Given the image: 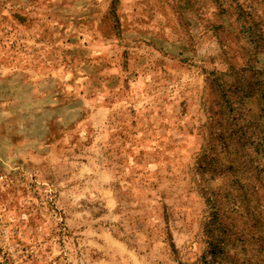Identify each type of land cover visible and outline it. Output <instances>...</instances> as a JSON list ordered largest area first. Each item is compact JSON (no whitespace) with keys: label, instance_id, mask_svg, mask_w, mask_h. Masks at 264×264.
Returning <instances> with one entry per match:
<instances>
[{"label":"rangeland","instance_id":"obj_1","mask_svg":"<svg viewBox=\"0 0 264 264\" xmlns=\"http://www.w3.org/2000/svg\"><path fill=\"white\" fill-rule=\"evenodd\" d=\"M0 264H264V0H0Z\"/></svg>","mask_w":264,"mask_h":264},{"label":"crops","instance_id":"obj_2","mask_svg":"<svg viewBox=\"0 0 264 264\" xmlns=\"http://www.w3.org/2000/svg\"><path fill=\"white\" fill-rule=\"evenodd\" d=\"M9 17H10V15H9Z\"/></svg>","mask_w":264,"mask_h":264}]
</instances>
